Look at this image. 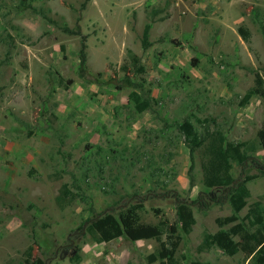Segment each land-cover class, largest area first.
Wrapping results in <instances>:
<instances>
[{
	"label": "rangeland",
	"instance_id": "374dc122",
	"mask_svg": "<svg viewBox=\"0 0 264 264\" xmlns=\"http://www.w3.org/2000/svg\"><path fill=\"white\" fill-rule=\"evenodd\" d=\"M83 2L0 0V264H72L75 254L76 264H254L243 252L198 250L203 234L219 229L216 219L231 214V191L205 185L204 147L191 183L179 124L259 144L264 98L242 99L264 75V0ZM84 36L86 78L78 73ZM129 50L146 67L152 111L137 112L132 88L115 86L125 74L140 78ZM248 154L231 170L251 192L242 217L255 202L264 208V149ZM64 184L74 197L59 204ZM180 202L196 223L188 235L179 226L175 263L149 261L155 239L101 242L91 228L131 207L142 223L175 224Z\"/></svg>",
	"mask_w": 264,
	"mask_h": 264
},
{
	"label": "trees",
	"instance_id": "16d2710c",
	"mask_svg": "<svg viewBox=\"0 0 264 264\" xmlns=\"http://www.w3.org/2000/svg\"><path fill=\"white\" fill-rule=\"evenodd\" d=\"M88 1L85 0L83 2V8L86 7ZM151 27L152 23L149 22L143 31L142 46L144 49L151 45ZM65 30L70 33L75 32L68 27H65ZM262 32L264 34V22L262 23ZM86 41L84 36L79 50L78 73L83 78L88 77L90 74L87 65ZM128 62L134 73L140 75V78L134 79L125 74L115 86L119 90L124 87L132 88L129 99L137 112L152 111L154 97L151 95V88L146 86V79L143 78L146 67L142 63L141 58L132 50L128 51ZM122 68L123 71H126L128 66L123 65ZM254 95L264 98V75L259 72L255 75L253 88L246 92L242 103H249ZM179 128L184 134L185 142L190 150L191 165L189 172L191 173V183L194 180L192 174L194 154L196 150L204 147L206 152V160L203 163L205 185L207 187H229L231 191L229 197H225L230 203L231 214L216 219L219 229L216 232H205L201 243L198 245V250L207 251L216 246L230 256L243 252L245 261L249 260L254 264H264V208L260 202H255L249 206L248 212L244 217L240 215V212L248 204L251 192L246 185V179L237 181L231 173L234 162L241 165L245 164L250 158L248 152L256 151L258 146L264 149V124L258 131V145L251 141H228L225 134L219 129L210 130L209 127H206L204 131H200L190 120H185L179 124ZM73 197L74 194L68 188V185L64 184L62 193L57 197V201L59 204H63V202ZM177 218L178 221L175 224H169L167 220L160 222V224L142 223L140 222L138 209L131 207L118 215L107 213L94 219L91 223V228L101 242L110 241L121 236L133 241L155 239L160 244L154 252L149 254V261L167 260L169 263H175V255L182 237L179 233V226L180 231L184 235H188L196 223L193 209L186 202L179 203ZM226 225H230V227L224 228ZM164 234H166L165 240L162 238ZM71 259L72 264H76L80 262L81 255L75 254ZM38 262L41 263L42 261L39 260ZM189 264L212 263L193 260Z\"/></svg>",
	"mask_w": 264,
	"mask_h": 264
}]
</instances>
